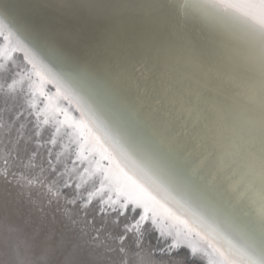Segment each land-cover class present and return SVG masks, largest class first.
I'll use <instances>...</instances> for the list:
<instances>
[{
    "label": "snow or ice",
    "instance_id": "snow-or-ice-1",
    "mask_svg": "<svg viewBox=\"0 0 264 264\" xmlns=\"http://www.w3.org/2000/svg\"><path fill=\"white\" fill-rule=\"evenodd\" d=\"M57 7L63 12L95 6ZM150 7L161 10V21L109 33L87 59L77 50H86L90 37L60 27L61 20L26 30L28 50L48 76L79 97L85 115L95 114L101 136L112 139L119 162L105 159L126 186L122 208H142L141 220H149L158 207L179 225L167 246L176 264L184 260L182 233L199 237L219 264H264V158L257 163L253 146L246 147L240 134V123H252L257 112L264 121V0ZM175 52L179 63L200 75V88L195 100L163 111L165 100L172 103L167 82ZM221 93L228 94L235 114L220 102ZM149 96L155 107L148 106L142 122L128 121L112 103L142 110ZM189 247L194 257L197 249Z\"/></svg>",
    "mask_w": 264,
    "mask_h": 264
},
{
    "label": "water",
    "instance_id": "water-1",
    "mask_svg": "<svg viewBox=\"0 0 264 264\" xmlns=\"http://www.w3.org/2000/svg\"><path fill=\"white\" fill-rule=\"evenodd\" d=\"M61 3L95 7L61 12ZM150 6L154 4L148 0H0V264H176L167 246L179 225L158 207L148 213L149 220H141L142 208H122L126 186L120 176L118 184L110 179L115 167L105 159L117 157L112 139L111 147L104 146L102 140L106 143L108 137L94 126L103 124L95 114L85 115L79 97L39 67L25 38L26 30H39L46 21H64L60 27L90 37L88 48L77 50L87 59V52L104 43L109 33L161 21V10ZM202 27L209 32L207 24ZM169 59L175 64L167 82L174 108L188 102L177 92L195 97L200 81L179 65L176 52ZM151 100L141 101L139 113L138 107L112 103L135 123L142 122ZM241 136L246 147L253 146L259 163L264 147L255 150L250 135ZM180 242L183 264H219L220 257L199 237L182 233ZM189 245L197 249L194 257Z\"/></svg>",
    "mask_w": 264,
    "mask_h": 264
},
{
    "label": "bare ground",
    "instance_id": "bare-ground-1",
    "mask_svg": "<svg viewBox=\"0 0 264 264\" xmlns=\"http://www.w3.org/2000/svg\"><path fill=\"white\" fill-rule=\"evenodd\" d=\"M148 1H150L154 5H159V4L164 3L163 0L155 1L156 3H154L152 0H148ZM196 1H197V2H195L196 5L201 2V0H196ZM156 9H158V8H156ZM194 10H196V9H194ZM217 34L220 35V33H217ZM173 55H174V53H173ZM179 55H180L179 52H176L177 58H179ZM170 62L173 63L174 60H171ZM179 65H182L184 67V69L187 72H189V74L194 79H196L197 81H201L200 75L198 73H196L193 69H191L190 67L185 66L183 64H179ZM230 78L235 79V74H231V77ZM191 85L193 86V85H196V84H193L192 83ZM177 90H178V86H177ZM177 93H179V95H181V98H184V100L186 99V101H188V102H190L192 99H195V97L192 96L191 92H188V91L187 92H184L183 90H180ZM188 93H189V95H188ZM215 95H216V93L214 92L213 93V96H215ZM227 97H228V94L227 93H221L220 102L227 109H229L232 114H235V112L237 111V109L230 103V101L228 100ZM181 98L178 96V100L179 101L182 100ZM148 103H150L151 105H153L155 103V101L154 100H151V101H148ZM188 107H191V105H189ZM174 108H170V103L167 101V105L163 107V111H172V110H174ZM119 109H120V107H119ZM139 111L140 110L137 108L136 109V112L139 113ZM146 114H147V112H145L142 115V117L144 118L146 116ZM130 115H131V113H130ZM130 115H129V119L133 120V117L130 116ZM240 127H241L240 128L241 134L246 133V134H249L250 135V137L248 136V138L253 140V142H254L253 145H254V149L255 150L256 149H263V147H264V121L261 120L260 114L258 112L254 115V118H253V122L252 123H247L245 121H242L240 123ZM106 140H107L106 143H105V140H102L104 146H106V147H109L110 146L111 147V141H110V139L109 138H106ZM112 147L115 149L114 144H112ZM114 159L117 161V163L119 162V158L118 157H114ZM118 178H119V172H118L117 168H115V171L111 172L110 179H112L114 181V183L118 184Z\"/></svg>",
    "mask_w": 264,
    "mask_h": 264
}]
</instances>
